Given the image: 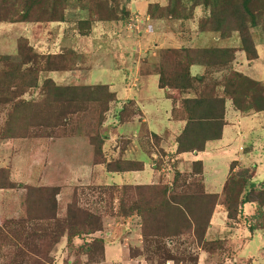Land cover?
<instances>
[{
  "label": "rangeland",
  "instance_id": "rangeland-1",
  "mask_svg": "<svg viewBox=\"0 0 264 264\" xmlns=\"http://www.w3.org/2000/svg\"><path fill=\"white\" fill-rule=\"evenodd\" d=\"M108 1L116 3L119 7L125 3L124 0ZM134 14H137V18L130 21L132 25L123 26L114 23L92 25L87 38L79 36L77 31L78 21L85 19L86 14L71 10L67 12L64 24L60 25L54 23L0 24V56L12 55L16 49L15 41L18 38L28 40L30 45L40 53L65 54L66 59H63L62 63L64 68L49 71L42 75V79L48 77L55 84H67L66 86L108 85L116 91L119 98L117 100L119 105L115 106L111 103L109 106L105 114V123L103 122L99 130L100 135L105 138L102 153L107 160L119 157L144 163L143 170L136 171L142 178L141 182H136L139 185H149L151 182L156 185H170L173 183L175 172L178 171L180 177L177 182V192H183L188 188L201 192L199 185H202L200 180L202 174L200 176L193 174V160L191 159L181 160L176 157L171 159V154L175 151V146L172 145L175 139L166 131L176 128L175 123L167 121L168 117L174 120L170 112V109L172 111L174 108V101H179L182 97L188 98L192 94H180L177 91L160 89L157 76L146 75L151 71L154 72L161 50H166L164 48H169L170 45L179 46L181 43L177 40L171 44L174 38L165 36L170 34L165 33V26L146 21L143 18L145 16L139 13ZM199 15L201 16L202 13L198 8L196 17L198 18ZM196 27L195 22L186 23L180 35L189 38L191 42H197L199 38L195 36ZM189 28L190 30L187 31ZM178 29H180L179 26ZM200 35L208 37L209 43L204 46L198 43L196 44L198 48L239 46V40L234 33L231 37L218 41H215L210 33ZM260 36L261 34L254 33L255 39L259 40ZM74 37L78 39V42L81 41L78 47L73 44L76 43ZM79 38L82 39L79 40ZM135 44L138 47V50L136 49L138 54L132 49ZM156 45L161 46L157 48ZM92 52H96L93 57ZM241 55L244 56L242 52L238 53V57ZM99 56L104 58H99ZM240 61L241 64L245 63L240 58L236 66L238 69H240ZM258 63L259 68L261 65L264 66V53ZM138 64H140V72L137 70ZM243 70L259 71V75L254 77L259 82H264V70H259L257 66L245 67ZM243 70L240 72H244ZM23 98L39 102L41 97L38 91L31 90ZM128 101H134L137 106L144 108V114L152 127L151 131H155L156 134L147 132L142 126L147 123L138 119L140 115L136 114L137 110L133 102L128 103ZM118 108L125 109L123 119L130 121L133 118V120L123 126L113 122L110 118L113 117V112H118ZM9 110V107L0 105V170H5L0 175L4 174L5 179L8 177L7 180L15 183L16 187L10 190L11 194L4 192L0 196V235L3 236V233L8 235V240L4 237L1 240L3 248L0 247V264L14 262L16 255H20L12 245L16 241L9 237L10 230L19 226H21L20 230L29 233L37 227L42 233H52L51 229L55 230L52 221L25 220L26 187L59 185L57 187L59 193L56 197L59 220L64 218L65 208L73 199L74 192L78 197L79 207L102 218V229L93 237L103 240L106 260H111L110 262L120 260L121 263L124 257L121 248L123 244L129 250V256L136 261L134 264H174L172 261L165 262L158 257L160 254L154 256L146 252V244L140 237L141 227L138 224L140 223L138 217L115 218L111 216L110 208L117 212V199L112 203L108 201V187L100 184L101 178H97L96 173V169L104 173V167L98 165L97 168L92 163L93 149L86 138V134L91 132L94 125L91 111L80 113L74 121L69 117L64 123L61 119L60 124L64 126L57 128L48 126L50 122L40 121L37 124L39 126L30 129L33 137L28 134L25 138L2 139ZM232 116L233 112L229 110L227 113L229 124L224 126L222 138L209 142L205 153L202 156V153L198 155V158L206 164L205 171L215 182V184H206L203 187L205 193L215 191L221 193L223 188L221 184H224L222 182L228 176L230 164L234 161L238 164L235 168L236 173L248 177L253 175L252 181L258 184L264 180V112L246 116L238 113L236 117L232 118ZM18 117L17 122L22 123L20 114ZM134 122H136L135 125L132 124ZM152 164L158 165V169L161 170L155 173ZM121 175L104 173L103 179L108 182V186H117V182L121 181ZM204 177L208 180L207 176ZM5 182L0 179V184H5ZM3 209L6 211L4 212ZM218 214L221 213L215 215ZM220 217L216 218L218 226L213 220L214 226L209 225L211 229H208L205 234V240L217 241L211 246L212 254L205 252L202 245L197 244L191 237L190 231L172 240L158 238L155 241L153 239L152 244L155 245L157 242L171 255L181 259L182 261L178 264H264V257L259 255L262 249L261 253L264 256V236L254 233V237L249 239L248 225L240 226V223V225L233 224L228 219ZM18 220L20 224L15 225L14 222ZM261 221L264 222V220ZM91 239L90 237H76L68 243L66 237H63L57 244L48 246L44 251L41 250L42 253L30 250L28 244V247H22L24 255L21 256L24 258V264H99L102 260L99 250L97 251L94 247L87 250L89 252L84 250V244H90ZM228 239L230 241H227ZM43 255H46V258ZM150 258L153 259L149 260ZM124 261L121 264H130L127 260ZM115 264L118 263L115 262Z\"/></svg>",
  "mask_w": 264,
  "mask_h": 264
},
{
  "label": "trees",
  "instance_id": "trees-1",
  "mask_svg": "<svg viewBox=\"0 0 264 264\" xmlns=\"http://www.w3.org/2000/svg\"><path fill=\"white\" fill-rule=\"evenodd\" d=\"M124 2L119 7L108 0H0V24L61 23L71 10L86 14L85 19L78 21L77 31L81 36H87L93 23L127 24L136 19L137 16L127 9L130 0ZM198 8L202 13L196 22L198 33L214 34L219 40L229 38L234 33L239 40V47L160 51L154 72H149L158 76L159 87L180 94H192L188 98L182 97L179 101H174L172 118L184 122V126L174 140L175 151L171 154V159L183 154L204 152L208 142L221 139L226 124L227 101L242 115L264 111V84L234 70L232 66L237 51H242L248 61L258 57L254 33H259L264 38V0H166L164 6L149 4L147 15L154 20L193 21ZM257 29L260 30L255 31ZM15 47L12 55L0 56V105L10 108L2 139L25 138L28 134L33 137L30 129L39 126L37 124L40 121L50 122L48 126L57 128L64 126L60 124L61 119L64 123L69 117L74 121L80 113L91 111L94 125L86 138L93 149L92 163L103 166L108 173L143 170L144 164L141 162L120 158L107 160L102 153L105 138L100 135L99 130L109 106L116 102V93L106 85L65 86L55 84L48 77L42 79V75L49 71L63 69L62 63L66 55L40 53L23 38L15 41ZM68 53L73 55L70 51ZM193 65L204 68L203 75L192 76L190 68ZM31 90L38 91L41 97L39 102L23 98ZM124 111L125 109L120 113V121H123ZM19 114L22 123L17 122ZM158 167L155 166V171L159 172L161 169ZM236 167L237 161L230 164L219 195L205 193L203 184L199 185L201 192L190 188L177 192L180 177L178 171L170 185L106 186L109 190L108 201L112 203L117 199L118 203L117 212L110 208L111 216L138 217L140 237L146 244V252L154 256L160 254L158 257L165 262L178 264L182 260L164 250L157 242L152 244V240H172L188 234L187 231H190L198 245H202L205 252L212 254L211 246L217 241L205 240V234L217 205L222 207L226 218L233 224L248 225L250 233L264 231V222L261 221L264 220V180L256 184L252 181L253 175L248 177L236 173ZM192 169L193 174L200 176L201 161L192 162ZM1 172L5 170L2 169ZM3 175H0V179L6 182L0 184V189H14L16 184ZM200 180L202 182V176ZM26 191L25 220L52 221L55 230L51 229L52 233H42L36 223L37 229L34 228L30 233L20 230L21 226L10 230L9 237L16 241L12 245L20 255H16L14 262L6 264H24L22 247H28V244L30 250L42 253L63 237H66L68 243L76 237L92 238L90 244H84V250L94 247L101 252L103 258L104 242L101 238L93 237L102 229V218L79 207L75 192L65 208L64 218L59 220L57 187H26ZM246 204H253L256 209L250 218L243 215V206ZM16 223L19 220L14 222L15 225ZM2 237L8 240V235H0L1 248ZM43 256L46 258V255Z\"/></svg>",
  "mask_w": 264,
  "mask_h": 264
},
{
  "label": "crops",
  "instance_id": "crops-1",
  "mask_svg": "<svg viewBox=\"0 0 264 264\" xmlns=\"http://www.w3.org/2000/svg\"><path fill=\"white\" fill-rule=\"evenodd\" d=\"M135 2H138V3H136L135 4ZM154 4V3H157V4H159V5H161V6H164V5H166V0H152V1H149V2H143L142 0H130V2H129V4L127 5V9L132 13V14H134V13H139V14H141V15H144L145 17H143L144 19H146V21H151V22H154V23H157V24H161V26H165V33H170V34H166L165 36H167V37H171V38H174L173 40H172V43L171 44H174L175 42H177V40L181 43L179 46H174V45H170V47L169 48H167V47H165L164 49H181V48H191V49H203V48H207V47H202V48H198V47H196V44H200L201 46H204V44H206V43H209V38L208 37H201V35H200V33H198V32H196V34H195V36L197 37V38H199L198 40H196L197 42H194V41H192L191 42V40H188L189 38H185V37H183V36H181L180 34V32L182 31V29H183V26H184V24H186V23H194L195 22V25L197 26V24H196V22H197V19L200 17V15L198 16V18L196 17V15H197V9H196V12H195V19L193 20V21H169V20H154V19H150L149 18V16L147 15V9H148V5L149 4ZM134 15H136L137 16V14H134ZM144 19H142V20H144ZM110 23H114V24H121V25H123V26H126V25H132V23H130V21H129V23L128 24H123V23H121V22H110ZM141 23H143V22H141ZM54 24H64V22H54ZM94 24H98V25H101V24H108V23H104V22H102V23H93L92 25H94ZM91 25V26H92ZM178 26L180 27V29H178ZM190 30V28L187 30V31H189ZM91 31V30H90ZM191 32V31H190ZM79 36H81L80 34H79ZM87 36H89V34L87 35ZM87 36H81L82 38H87ZM261 37V38H260ZM259 38V40H257V39H255L254 38V43H255V47H256V50H257V53H258V57L255 59V60H252V61H248L247 59H246V57H245V55L244 56H240V57H238V53H241L242 51H237L236 53H235V57H234V61H233V64H232V66H233V69L234 70H236V71H238V72H240V70H243L245 67L246 68H249V67H253V65L254 66H257L258 67V69L259 70H264V66L263 65H261L260 67L261 68H259V63H258V61H259V59H260V57H261V55H263V53H264V38H263V36H260ZM82 38H79V40L80 39H82ZM212 38H214V40L215 41H218L219 39H218V37H216L214 34H212ZM74 39H76V43H73L76 47H78V45H79V43L81 42V41H77L78 39L76 38V37H74ZM129 39H131L130 37H129ZM134 42L135 43H137L135 40H134ZM185 43V44H184ZM258 45L260 46V47H258ZM159 46H161V45H159ZM158 45H156V47L158 48L159 47ZM80 47V46H79ZM155 47V48H156ZM239 47V46H238ZM238 47H232L233 49L234 48H238ZM257 47H258V49H257ZM71 49V48H70ZM132 49L135 51V53L136 54H138L137 53V50H138V47L136 46V44H135V46H132ZM137 49V50H136ZM72 50V49H71ZM155 50H157V49H155ZM73 51V50H72ZM154 52H156V51H154ZM158 52V51H157ZM243 53V52H242ZM53 54V53H52ZM54 54H58V53H54ZM96 54V52H92L91 53V55H92V57H93V55H95ZM244 54V53H243ZM154 56H155V54H154ZM82 58H83V60H84V64L86 63V60H85V58H84V54L82 55ZM99 58H104V57H102V56H99ZM243 59L244 60V62L245 63H242L241 64V61H240V65H239V67H240V69H238L236 66H237V62L239 61V59ZM139 59V58H138ZM257 62V63H256ZM137 63H138V61H137ZM83 64V65H84ZM137 70H138V72H140V64H138V66H137ZM244 72H241V73H243L244 75H246L247 77H249V78H251V79H253V80H256V78L254 77V76H256L257 74L259 75V71L257 72H255L254 70H251L250 72L249 71H247V70H243ZM190 73H191V75L192 76H201V75H203V73H204V68H202L201 66H198V65H193V66H191V68H190ZM146 75H149V76H155L153 73H146ZM157 80H158V76H157ZM256 81H258V80H256ZM259 82V81H258ZM261 83V82H260ZM261 84H264V82H262ZM61 85V84H60ZM65 86L67 85V84H64ZM82 85H85V84H82ZM106 86H108V85H106ZM158 86H159V83H158ZM109 87V86H108ZM160 88V87H159ZM109 89H110V91H112V92H114V93H116V91H114V89H112V88H110L109 87ZM161 89V88H160ZM119 98L117 97V93H116V102H114V105L116 106V105H119L118 104V102H117V100H118ZM131 102H133V104H134V106H135V108H136V110L137 111H135V112H137L136 114H139L140 116H138V119H142L141 121H143L144 123L146 122L147 124L146 125H142V126H144L145 128H146V130H147V132L150 134V133H155V131H151L152 130V127L150 126V124H149V122H148V118L146 117V115L144 114V112H145V110H144V108L143 107H139V106H137V104L134 102V101H131ZM170 104H172V103H170ZM111 106V105H110ZM171 107H172V105H171ZM120 108V107H119ZM118 108V112H117V110H116V112L117 113H114L113 112V117H109L113 122H117V123H119V125L121 124V126H123L124 124H128V123H130L132 120H133V118H131V120L129 121V120H127V119H123V121H120V113H121V109H119ZM229 110H231V112H233V116H232V118H234V117H236V115L238 114V112L237 111H235L234 110V108L232 107V105H231V102L230 101H227L226 102V105H225V122H226V124H229V120L227 121V113H228V111ZM170 112H171V109H170ZM264 112V111H263ZM259 113H261V112H259ZM250 114H253V113H249V114H245V115H243V116H246V115H250ZM257 114V113H256ZM242 115V114H241ZM124 117V116H123ZM167 121L169 122V121H171V122H173V123H175V125H176V128L175 129H170L169 131L168 130H166L167 132H169L170 134H171V136L172 137H174V139L176 138V136H178L179 135V133L181 132V130H182V128H183V126H184V122H182V121H177V120H172L171 119V117H168L167 118ZM105 123V122H104ZM135 123L136 122H134V123H132L133 125H135ZM142 123V122H141ZM131 124V125H132ZM157 121H156V123H155V125L157 126ZM226 124H225V126H226ZM114 126V125H113ZM224 130V129H223ZM223 130H222V135H223ZM156 134V133H155ZM221 138H222V136H221ZM213 142V141H212ZM173 143H174V141H173ZM209 144V142L206 144V148H207V145ZM173 145V144H172ZM206 148H205V151H206ZM173 149H174V146H173ZM205 151L204 152H201L200 154H201V156L205 153ZM198 155H199V153H188V154H183V155H180V156H177L176 158H178V159H181V160H185V159H191V160H193L192 162H195V161H198V159H199V161H201V163H202V184H203V187H205V185L206 184H211V183H213V184H215V182H214V180L210 177V175L205 171V168H206V164H205V162L203 161V160H201V158H198ZM191 157V158H190ZM117 158H119V157H117ZM122 160H124V159H122ZM126 161H133V160H126ZM144 164V163H143ZM99 166H101V165H99ZM98 165H96V167L98 168L99 167ZM102 167V166H101ZM152 168L154 169L155 168V166L152 164ZM96 173H97V178H101L100 179V181H101V183L100 184H102V186H108V182L107 181H105L104 179H103V177H104V173H108V172H106V171H104V173H102L99 169H96ZM155 173H156V171H155ZM118 174H122L121 175V181H119V182H117V186H122V185H132V186H135V185H139L138 183H136L137 181L138 182H141V176L137 173V172H128L127 174L126 173H118ZM91 176H93L92 174H91ZM204 176H207V178H208V180L207 179H205L206 177H204ZM227 178V177H226ZM226 180V179H225ZM225 180H224V182H222V183H225ZM156 183H153V182H151L149 185H155ZM256 184H258V183H256ZM58 185H59V183H58ZM212 185V184H211ZM224 186V184H221V186ZM60 186V185H59ZM59 186H55V187H59ZM221 186H220V189H221ZM206 189V188H205ZM9 191V192H8ZM222 191V190H221ZM4 192H7L8 194H11L10 193V190H2V189H0V196L1 195H3L4 194ZM210 193H213V194H219L220 193V191L217 193L216 191L215 192H210ZM251 207V208H250ZM4 210V212L6 211V209H3ZM255 211H256V209H255V206L253 205V204H246V205H244L243 206V215L246 217V218H250L252 215H254L255 214ZM216 213H221V214H218V215H215ZM221 217H220V216ZM217 217H220L221 219H227L226 218V213L223 211V209H222V207L220 206V205H217L216 207H215V209H214V212H213V214H212V217H211V227H213L214 225L212 224V222H213V220H214V223L216 224V226H218V222H217V220H216V218ZM241 224V225H240ZM239 225L240 226H246V225H244V224H242V223H240ZM211 227H208V229H211ZM208 229H207V231H208ZM236 231V230H235ZM249 231V230H248ZM254 233H260L261 235H263L264 236V232H261V231H255V232H253V233H250V237H249V239H252L253 237H254ZM206 238H207V236H206ZM227 241H230V239H228ZM139 243H140V240L138 241ZM121 248H122V252H123V254H124V257H123V260H122V262H125L124 260H127V262H130V264H134V262H136L133 258H131L130 256H129V250L126 248V246H124L123 244H121ZM262 252V249H261V251H259V255L261 254V256L260 257H264L263 256V254L261 253ZM247 258V257H246ZM111 260H106V257H105V248H104V254H103V258H102V260H101V262L99 263V264H115V262L116 263H118V264H121L120 263V260H118V261H114V262H110Z\"/></svg>",
  "mask_w": 264,
  "mask_h": 264
}]
</instances>
